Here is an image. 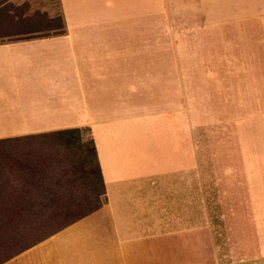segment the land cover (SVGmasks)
<instances>
[{
    "label": "crops",
    "instance_id": "1",
    "mask_svg": "<svg viewBox=\"0 0 264 264\" xmlns=\"http://www.w3.org/2000/svg\"><path fill=\"white\" fill-rule=\"evenodd\" d=\"M57 9L0 5V139L86 127L104 203L2 264H264V0Z\"/></svg>",
    "mask_w": 264,
    "mask_h": 264
},
{
    "label": "rangeland",
    "instance_id": "2",
    "mask_svg": "<svg viewBox=\"0 0 264 264\" xmlns=\"http://www.w3.org/2000/svg\"><path fill=\"white\" fill-rule=\"evenodd\" d=\"M5 1L8 0H0V4L4 3ZM31 1L32 13H35L36 11L38 12V10H41V8L44 7L48 9L47 33H51V30H54L53 28L59 27L60 21L58 18L59 11L57 9V0ZM39 2L42 4L44 3L42 7L39 5ZM98 5L94 7H99ZM160 7V19L163 20L162 1H160ZM5 11L11 12L12 15H17V13L21 12L22 10H17V12L16 9H14L10 4H6ZM228 41L231 44H234V42H232V38H230ZM200 112L201 110H193V120L199 122L200 120L205 119L204 117H200ZM198 118H200V120ZM207 121L205 122L202 130L204 133H211L215 126L214 124H211L209 121ZM68 137L72 138L70 139L69 143L66 141L55 140V143L53 144L54 152L48 151V153H46L47 161H45L50 165V167L42 173L41 178H38V176L35 175H32V177L29 175H23L20 177L18 174L12 177V183L18 190L26 183L27 185L30 184L31 186L37 185L41 190L49 192L46 194L44 193L45 195H37L35 198H33L34 200L45 204H56V206L53 205L54 209L47 211L45 210L39 213V215L48 219L61 218L63 215L75 216L73 214L80 216L82 213L86 212L88 209L102 200L101 195H99L100 189L95 176L94 162L91 156H85L87 150H90V145L87 141L88 132L86 130H82L79 134H73ZM194 143L198 147V141L195 140ZM208 144L211 145V147H214V140L209 141ZM16 145L22 150L18 156H15V158L24 160L27 157L26 153L31 151V149L42 150V148H45L47 145V140H45V138H35L32 140H23ZM38 153H41V151L32 152V159L39 160V158H37L39 157ZM65 207L67 208L66 210H64ZM22 230L23 228L20 227L17 230H14L13 234L22 232ZM49 232V230H45V234ZM33 238V236H27L26 238L20 239V241L18 240L19 242L14 239L9 242L8 246L3 244L1 248H10V250L12 248V250H14L15 248L26 245Z\"/></svg>",
    "mask_w": 264,
    "mask_h": 264
},
{
    "label": "trees",
    "instance_id": "3",
    "mask_svg": "<svg viewBox=\"0 0 264 264\" xmlns=\"http://www.w3.org/2000/svg\"><path fill=\"white\" fill-rule=\"evenodd\" d=\"M3 9H5V7ZM58 18L60 21L58 29H61V18L59 15ZM82 130H86L88 132L87 141L90 145V150H87L85 156H91L94 162L95 176L98 181L100 189L99 195H101L102 200L86 212L82 213L80 216L73 214L75 216L63 215L61 218H45L44 216L39 215V213L45 210L54 209L53 205L56 206V204H45L40 201H36L33 198L37 195H45L49 192L41 190L37 185L31 186L26 183L18 190L12 183V177L18 174L20 177L23 175H29L32 177V175H35L38 176V178H41L42 173L50 167V165L46 163V153H48V151L54 152L53 144L55 143V140L66 141L69 143L72 138H69L68 136L73 134L77 135ZM35 138H45V140H47V145L45 148H42V150L33 149L34 151H41V153H38L39 157H37L39 160L32 159V152H34L32 149L26 153L27 157L24 160L16 159L15 156H18L22 150L16 144L23 140H32ZM103 203L102 182L95 158L93 143L89 135V130L86 127L68 128L49 131L37 135L0 139V264L55 234L59 230L69 226L75 221L96 211ZM66 209L67 208L65 207L64 210ZM20 227L23 228L22 232L13 234V231ZM45 230H49L50 232L45 234ZM25 236H33L34 238L26 245L15 248L14 250H12V248L11 250L10 248H1L3 244L8 246L11 240L15 239L20 241V239L26 238Z\"/></svg>",
    "mask_w": 264,
    "mask_h": 264
}]
</instances>
